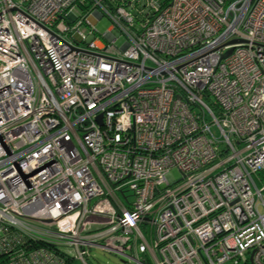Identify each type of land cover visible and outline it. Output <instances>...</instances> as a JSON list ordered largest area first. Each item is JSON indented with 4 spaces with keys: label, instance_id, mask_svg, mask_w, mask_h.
Listing matches in <instances>:
<instances>
[{
    "label": "built area",
    "instance_id": "obj_1",
    "mask_svg": "<svg viewBox=\"0 0 264 264\" xmlns=\"http://www.w3.org/2000/svg\"><path fill=\"white\" fill-rule=\"evenodd\" d=\"M93 250L264 264V0H0V264Z\"/></svg>",
    "mask_w": 264,
    "mask_h": 264
},
{
    "label": "rangeland",
    "instance_id": "obj_2",
    "mask_svg": "<svg viewBox=\"0 0 264 264\" xmlns=\"http://www.w3.org/2000/svg\"><path fill=\"white\" fill-rule=\"evenodd\" d=\"M74 13L77 14L78 10H74ZM88 23L90 26L93 27V29L97 32V33H103L105 32L110 26L111 23L109 21V19L105 16H101L99 11H92L90 12L87 16H86ZM88 25H83L82 26V30H87L88 29ZM118 46H120V44H124L125 43V37L124 36H119L116 39L115 42ZM173 174L175 177H179V172L174 170ZM259 185H261L260 182H258ZM91 256L94 258V264H123L120 261V257L118 255H114V254H109V253H103L97 250H93L91 252Z\"/></svg>",
    "mask_w": 264,
    "mask_h": 264
},
{
    "label": "water",
    "instance_id": "obj_3",
    "mask_svg": "<svg viewBox=\"0 0 264 264\" xmlns=\"http://www.w3.org/2000/svg\"><path fill=\"white\" fill-rule=\"evenodd\" d=\"M238 41H240V39H232V40H230L228 43H234V42H238ZM231 49L232 48H229L228 50H227V52L225 53V55H227V54H229L230 52H231Z\"/></svg>",
    "mask_w": 264,
    "mask_h": 264
}]
</instances>
